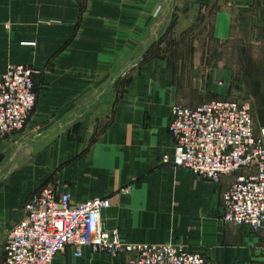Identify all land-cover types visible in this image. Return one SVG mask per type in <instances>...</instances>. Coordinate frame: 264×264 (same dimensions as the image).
<instances>
[{"label":"crops","instance_id":"1","mask_svg":"<svg viewBox=\"0 0 264 264\" xmlns=\"http://www.w3.org/2000/svg\"><path fill=\"white\" fill-rule=\"evenodd\" d=\"M17 65L35 69L37 103L25 129L0 144L3 174L19 142L84 115L49 146L21 153L20 168L0 182V264L8 230L44 186L77 202L109 198L102 224L128 242L187 246L207 264H264V230L221 220L236 176L214 184L164 162L178 153L175 105L245 101L264 130V0H0V75ZM128 258L89 248L77 258L70 247L54 264Z\"/></svg>","mask_w":264,"mask_h":264},{"label":"built area","instance_id":"2","mask_svg":"<svg viewBox=\"0 0 264 264\" xmlns=\"http://www.w3.org/2000/svg\"><path fill=\"white\" fill-rule=\"evenodd\" d=\"M35 69L11 66L0 75V144L22 132L37 103ZM169 130L178 153L165 163L220 184L236 176L223 194L221 220L227 226L264 230V130L257 131L251 107L236 99L213 100L191 108L175 105ZM109 198L77 202L51 187L34 191L26 217L10 228L4 244V264H54L68 248L75 257L83 250L126 254L127 264H207L203 254L187 246L138 244L123 239L119 229L104 228L102 212Z\"/></svg>","mask_w":264,"mask_h":264},{"label":"water","instance_id":"3","mask_svg":"<svg viewBox=\"0 0 264 264\" xmlns=\"http://www.w3.org/2000/svg\"><path fill=\"white\" fill-rule=\"evenodd\" d=\"M159 28L160 26L156 25L153 28L152 33L156 35ZM75 115L76 114H71L70 116L65 118L57 127L53 128L47 135L43 136V138L40 139L38 136H34L33 140H30L31 143L34 144V147L30 145V141L28 140H23L19 142L13 148V153L11 157V162L13 165L9 170V172L3 174L2 171L0 170V182L3 180H7L20 168V163L23 161V158L19 157L21 153H24L25 156L30 157L39 151L38 148L39 145L49 146L54 140H56L59 137L64 127H67L72 123L76 122L81 116L84 115V112L80 114V117L75 118Z\"/></svg>","mask_w":264,"mask_h":264},{"label":"rangeland","instance_id":"4","mask_svg":"<svg viewBox=\"0 0 264 264\" xmlns=\"http://www.w3.org/2000/svg\"><path fill=\"white\" fill-rule=\"evenodd\" d=\"M240 59H239V65H240V68L239 69H237V71L239 72V73H243V72H245V74L246 73H248V69L247 68H245V66H246V64H247V55L245 54H243V56L240 54ZM262 76L260 75V78H261ZM261 81V80H260ZM262 88H263V84H261L260 86H258V88L256 89V87L255 86H248V89H249V91H251L250 93H251V95L253 94V91H254V89H256V91H255V94H256V96H258V90L260 89V91L262 90ZM259 93H261V92H259ZM252 97H254V96H246V97H243L242 99H249V100H251V102H254V100H253V98Z\"/></svg>","mask_w":264,"mask_h":264}]
</instances>
